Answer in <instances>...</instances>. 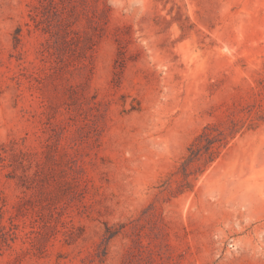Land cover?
<instances>
[{
    "label": "rangeland",
    "instance_id": "rangeland-1",
    "mask_svg": "<svg viewBox=\"0 0 264 264\" xmlns=\"http://www.w3.org/2000/svg\"><path fill=\"white\" fill-rule=\"evenodd\" d=\"M0 264H264V0H0Z\"/></svg>",
    "mask_w": 264,
    "mask_h": 264
},
{
    "label": "trees",
    "instance_id": "trees-1",
    "mask_svg": "<svg viewBox=\"0 0 264 264\" xmlns=\"http://www.w3.org/2000/svg\"><path fill=\"white\" fill-rule=\"evenodd\" d=\"M215 144L216 138L214 137V135L207 133L205 128L204 130H202L201 133L196 136L194 142L191 144L189 149L192 150V148L194 147L201 146L205 149L206 152L211 153L215 147ZM197 157V153H194L193 155L189 156V159L191 160Z\"/></svg>",
    "mask_w": 264,
    "mask_h": 264
}]
</instances>
